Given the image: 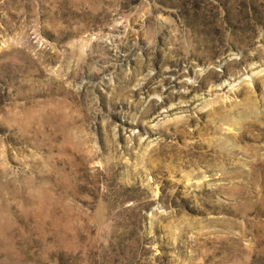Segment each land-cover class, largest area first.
<instances>
[{
    "label": "rangeland",
    "instance_id": "obj_1",
    "mask_svg": "<svg viewBox=\"0 0 264 264\" xmlns=\"http://www.w3.org/2000/svg\"><path fill=\"white\" fill-rule=\"evenodd\" d=\"M0 264H264V0H0Z\"/></svg>",
    "mask_w": 264,
    "mask_h": 264
},
{
    "label": "bare ground",
    "instance_id": "obj_2",
    "mask_svg": "<svg viewBox=\"0 0 264 264\" xmlns=\"http://www.w3.org/2000/svg\"><path fill=\"white\" fill-rule=\"evenodd\" d=\"M217 111H218V110H217ZM217 111H216V112H217ZM240 112H241V111H240ZM242 112H243V111H242ZM242 112H241V113H242ZM227 113H228V112H227ZM227 113H226V114H227ZM232 113H233V112H232ZM228 114H229V113H228ZM218 115H219V114H218ZM218 115H216V116H218ZM241 115H242V114H241ZM226 116H227V115H226ZM229 117H231V116H228L227 118H229ZM216 119H217V118H216ZM216 119H215V120H216ZM222 122H223V121H222Z\"/></svg>",
    "mask_w": 264,
    "mask_h": 264
}]
</instances>
